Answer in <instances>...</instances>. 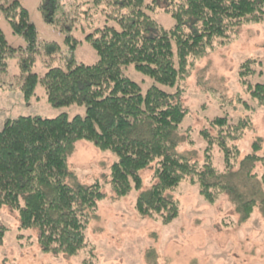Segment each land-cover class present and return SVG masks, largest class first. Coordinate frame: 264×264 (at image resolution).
Returning a JSON list of instances; mask_svg holds the SVG:
<instances>
[{
	"label": "trees",
	"instance_id": "trees-1",
	"mask_svg": "<svg viewBox=\"0 0 264 264\" xmlns=\"http://www.w3.org/2000/svg\"><path fill=\"white\" fill-rule=\"evenodd\" d=\"M62 1L40 3L48 23L56 22L53 15ZM84 1L105 4L106 22L85 36L99 55L98 61L85 64L72 57L78 41L72 29L63 27L71 56L66 55L60 65H47L40 80L52 105L82 104L86 113L69 117L64 112L53 118L19 115L3 122L0 207L7 205L17 210L21 228H37L44 250L70 256L78 253L87 243L91 215L104 197L99 183L87 186L67 182L68 158L75 143L87 140L119 156L110 176L117 197L140 188L141 171L154 164L156 181L137 199L142 216L156 215L165 224L178 217L180 203L169 192L190 178L211 203L222 194L233 196L242 219L248 218L256 206L255 198L243 199L244 192L223 180L234 156L233 149L226 145L227 138L233 140L246 125L223 133L228 117L212 120L211 124L219 129L217 142L203 130L206 160L201 166L192 163L178 150L183 140L180 128L188 114L181 102L183 91L178 86L170 92L162 86H176L189 75L193 60L228 42L236 28L264 23V0H166L164 12L174 19L170 26L155 17L160 0ZM1 21L8 23L11 34L23 36L27 42L28 53L19 61L16 78L22 81L21 92L30 97L40 81L33 71L40 50L36 25L23 0H0V63L6 66L3 70L9 67L7 60L18 47L9 43ZM59 23L64 26L60 18ZM44 46L48 53L60 50L54 42ZM256 63L254 59L244 61L238 76L250 96L264 105V83L250 81ZM130 65L153 80L147 89L127 75L125 68ZM214 143L225 150L224 173L211 161ZM253 147L245 160L249 165L250 161L253 164L264 160V141L257 139ZM260 150L263 152L259 156ZM243 172L247 178L255 175H251L249 167ZM259 182L264 186V174ZM5 233L6 227L0 223V244Z\"/></svg>",
	"mask_w": 264,
	"mask_h": 264
},
{
	"label": "rangeland",
	"instance_id": "rangeland-1",
	"mask_svg": "<svg viewBox=\"0 0 264 264\" xmlns=\"http://www.w3.org/2000/svg\"><path fill=\"white\" fill-rule=\"evenodd\" d=\"M23 2L38 31L40 50L33 71L39 80L47 65H60L66 55L71 56L65 29H72L78 41L72 57L85 64L98 61L99 55L85 36L106 22L104 3L91 5L92 2L83 0H63L57 14L53 15L56 22L48 23L40 9L43 0ZM159 4L155 17L165 26L172 25L174 19L164 12L166 0H160ZM59 18L64 26L60 25ZM1 26L9 43L18 49L7 60L9 67L3 70L6 66L0 63V128L6 119L19 115L47 118L64 112L69 117L84 115L86 106L82 104L52 105L41 80L32 96H24L22 81L16 75L19 76V61L28 53L27 42L23 36L11 34L7 22L1 21ZM47 42L58 44L60 50L48 53L44 46ZM248 59L257 60L256 72L250 76V81L264 83V23H248L236 28L228 42L193 60L189 75L176 86L161 85L170 92H175L178 86L183 91L181 102L188 114L180 128L183 140L178 150L192 163L201 166L206 160L207 140L203 130L217 142L219 129L211 124L212 120L228 117L223 133L234 131L243 123L246 125L233 140L227 138L226 145L234 154L229 171L226 172L223 148L214 143L210 154L215 168L228 173L223 179L226 183L244 192L243 199L255 198L256 206L248 218L242 219L233 196L222 194L211 203L190 178L169 192L180 203L178 217L165 224L156 215L142 216L137 199L141 191L149 189L156 181L154 164L141 171L140 188L117 197L110 176L111 167L119 156L100 150L91 141L78 140L68 158L67 182L87 186L99 183L104 194L87 225L86 245L72 256L46 251L39 240V230L21 228L19 212L5 205L0 207V223L6 227L0 244V264H264V186L259 182L264 174V160L253 164L250 161V165L245 162L246 156L254 151V141H264V105L254 100L239 81L240 66ZM125 72L143 89L153 83L133 65L125 68ZM262 152L257 154L260 156ZM247 167L251 168V175H255L249 174L247 178L243 172Z\"/></svg>",
	"mask_w": 264,
	"mask_h": 264
}]
</instances>
